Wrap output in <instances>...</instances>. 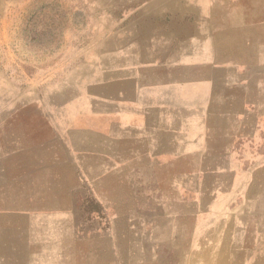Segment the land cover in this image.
<instances>
[{"label":"crops","instance_id":"obj_1","mask_svg":"<svg viewBox=\"0 0 264 264\" xmlns=\"http://www.w3.org/2000/svg\"><path fill=\"white\" fill-rule=\"evenodd\" d=\"M191 1L204 23L167 61L127 50L57 100L0 76V261L38 260L70 229L72 186L119 176V143L92 138L101 127L85 119L125 117L122 129L158 135L159 176H192L182 264H264V0H223L218 17L214 0L207 12Z\"/></svg>","mask_w":264,"mask_h":264},{"label":"rangeland","instance_id":"obj_2","mask_svg":"<svg viewBox=\"0 0 264 264\" xmlns=\"http://www.w3.org/2000/svg\"><path fill=\"white\" fill-rule=\"evenodd\" d=\"M214 1L218 17L223 0ZM196 16L191 0H0V76L57 100L79 76L127 50L169 60L201 28ZM214 24L220 30L224 22ZM174 70L176 79L188 74ZM85 121L101 127L92 138L119 143V176H89L72 186L70 229L56 230L53 245H40L38 260L7 263L182 264L175 243L192 192L181 185L192 176H159L150 142L158 135L122 129L125 117ZM63 193L56 187L55 204L64 207Z\"/></svg>","mask_w":264,"mask_h":264}]
</instances>
